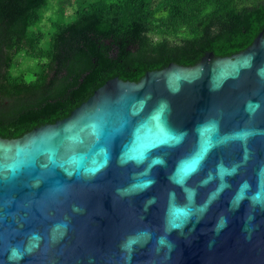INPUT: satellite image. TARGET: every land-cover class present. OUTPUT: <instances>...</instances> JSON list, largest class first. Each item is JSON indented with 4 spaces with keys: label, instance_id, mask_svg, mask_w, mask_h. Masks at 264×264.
I'll return each mask as SVG.
<instances>
[{
    "label": "water",
    "instance_id": "95a60500",
    "mask_svg": "<svg viewBox=\"0 0 264 264\" xmlns=\"http://www.w3.org/2000/svg\"><path fill=\"white\" fill-rule=\"evenodd\" d=\"M0 264H264L263 29L0 136Z\"/></svg>",
    "mask_w": 264,
    "mask_h": 264
},
{
    "label": "trees",
    "instance_id": "16d2710c",
    "mask_svg": "<svg viewBox=\"0 0 264 264\" xmlns=\"http://www.w3.org/2000/svg\"><path fill=\"white\" fill-rule=\"evenodd\" d=\"M261 29L264 0H0V136L68 115L111 77L228 55Z\"/></svg>",
    "mask_w": 264,
    "mask_h": 264
},
{
    "label": "rangeland",
    "instance_id": "374dc122",
    "mask_svg": "<svg viewBox=\"0 0 264 264\" xmlns=\"http://www.w3.org/2000/svg\"><path fill=\"white\" fill-rule=\"evenodd\" d=\"M57 1V0H56ZM54 2V0H52V3ZM54 9H53V6H49V8L45 11V14H50V13H52V11H53ZM70 13V12H69ZM69 13H67V15L69 14Z\"/></svg>",
    "mask_w": 264,
    "mask_h": 264
}]
</instances>
